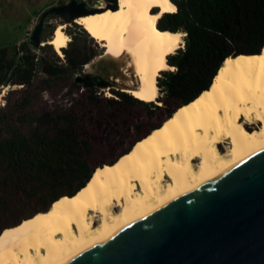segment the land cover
<instances>
[{
  "label": "bare ground",
  "instance_id": "obj_1",
  "mask_svg": "<svg viewBox=\"0 0 264 264\" xmlns=\"http://www.w3.org/2000/svg\"><path fill=\"white\" fill-rule=\"evenodd\" d=\"M102 9L93 8L76 22L105 46L98 57L113 62L108 79L134 97L157 101V78L174 68L167 57L183 41L181 31L161 29L158 23L177 5L118 0ZM64 28L60 24L48 41L58 52L70 41ZM87 66L92 71V64ZM263 149L264 48L226 59L210 89L117 163L99 167L84 189L5 229L0 264H65ZM95 217H100L98 225Z\"/></svg>",
  "mask_w": 264,
  "mask_h": 264
},
{
  "label": "trees",
  "instance_id": "obj_2",
  "mask_svg": "<svg viewBox=\"0 0 264 264\" xmlns=\"http://www.w3.org/2000/svg\"><path fill=\"white\" fill-rule=\"evenodd\" d=\"M172 1L177 11L165 13L158 24L161 29L183 31L186 44L169 55L170 64L178 69L162 71L158 79L164 106L154 105L151 111L166 112L164 119L104 164L91 165L93 146H111L118 128L139 130L142 123L133 121L132 110L152 103L120 90L113 91L116 98L101 97L100 81L94 76L78 81V74L100 54L88 48V41H94L90 33L79 24L74 31L66 30L73 39L62 49L64 61L48 42L52 35H43L45 44L37 45L29 37L0 48V90L20 86L9 91L8 103L0 108V235L84 189L99 167L117 163L210 89L226 59L259 54L264 48V0ZM70 80L77 88L69 94L78 95L70 106L35 110L43 92L64 90ZM13 94L17 98L11 101ZM103 125L109 128L100 143Z\"/></svg>",
  "mask_w": 264,
  "mask_h": 264
},
{
  "label": "water",
  "instance_id": "obj_3",
  "mask_svg": "<svg viewBox=\"0 0 264 264\" xmlns=\"http://www.w3.org/2000/svg\"><path fill=\"white\" fill-rule=\"evenodd\" d=\"M91 13L85 1L52 5L30 38L43 42L50 15L72 22ZM112 63L102 57L91 62L89 73L102 78L100 86H117L108 79ZM65 264H264V149Z\"/></svg>",
  "mask_w": 264,
  "mask_h": 264
},
{
  "label": "rangeland",
  "instance_id": "obj_4",
  "mask_svg": "<svg viewBox=\"0 0 264 264\" xmlns=\"http://www.w3.org/2000/svg\"><path fill=\"white\" fill-rule=\"evenodd\" d=\"M59 1L61 0H0V48L5 46L8 47L13 46L29 38L32 35L36 25L39 23L42 13L50 6L58 4ZM78 1H85L89 5V8L91 9L95 8L100 11L103 10L102 9L103 6H109L110 4L114 3L109 0H78ZM60 24H63L65 26L64 31L66 32V30H70V29L74 31L75 24H79V23L76 22V20L72 22H65L63 19H61L58 16L50 15L45 20L43 35L50 38L51 35H54L56 28ZM181 32L183 35V41L179 44L178 49L180 47L181 48L185 47L186 44L184 39L186 34L183 31ZM66 33L70 36V41L66 46L68 47L73 37L68 32ZM42 44L45 43L42 42ZM87 45L88 48L90 49H94V50L97 49L100 54L104 53V51L106 50L103 43L99 42L96 38H94V41H88ZM178 49L175 51V53L178 51ZM57 53L64 61L65 54L63 53V50L60 52L57 51ZM98 56H96V58H98ZM89 71L90 68L86 65L84 67V71L78 75L82 77L92 75L91 73H89ZM166 71H176V67H174L173 69H167ZM162 73L159 74L157 78V83H158V79L162 76ZM68 86L69 87L64 90L60 88H53V91L51 93L47 91L43 92L40 96V100L37 102L35 110L37 112H40L43 110H54L59 107L66 108L70 106L72 97L77 98L78 95L73 94L71 96L69 94L71 88H77V86L73 84V81L70 80ZM13 89H20V86H14V87L10 86L0 90V96H1L0 108L3 107L6 103H8L9 100L6 99V95L9 93V91ZM98 89H99L98 93L100 94V96L108 99L116 98V95L113 92L114 90L127 92L118 85L116 87L99 86ZM82 92L83 89L80 90V93ZM16 98H17V94H13L10 97L11 101H14V99ZM160 98H161V91H159V96L157 101L147 102V103H152L151 105L133 108L131 113L132 115L131 117L133 118V121L135 123H139V122L142 123V127L139 130L137 129L129 130L126 129L125 127L118 128L117 135H115V137L112 138L113 142L111 146H107V145L105 146V144L99 146L96 145L93 146L94 150L91 159V165L94 166L98 164H104L107 163L108 161L114 160L122 151L129 149L138 138L142 137L145 133H147L150 129L151 124L161 123V121L164 119L166 112L151 111V109L154 108V105H158L161 107L164 106L162 105ZM112 126L115 127L116 125L112 123ZM105 128L108 129L109 127L107 125H103V129L99 130V136L101 139L100 143H103V139L107 137L106 133L104 132ZM223 144L226 147L228 146L226 142H223ZM226 147L224 148L222 147L221 149V151L224 154L227 153ZM95 219H96L95 225H98L100 223V217H95Z\"/></svg>",
  "mask_w": 264,
  "mask_h": 264
},
{
  "label": "flooded vegetation",
  "instance_id": "obj_5",
  "mask_svg": "<svg viewBox=\"0 0 264 264\" xmlns=\"http://www.w3.org/2000/svg\"><path fill=\"white\" fill-rule=\"evenodd\" d=\"M87 6L89 7V5L87 4ZM174 67H176V66H174ZM178 68L176 67V70H177ZM91 76H94L95 77V80H98V81H100L101 82V80H102V78H100V77H98L97 75H91ZM161 102H163V100H160Z\"/></svg>",
  "mask_w": 264,
  "mask_h": 264
},
{
  "label": "built area",
  "instance_id": "obj_6",
  "mask_svg": "<svg viewBox=\"0 0 264 264\" xmlns=\"http://www.w3.org/2000/svg\"><path fill=\"white\" fill-rule=\"evenodd\" d=\"M61 1L63 2L62 4H64V3H69L71 0H61Z\"/></svg>",
  "mask_w": 264,
  "mask_h": 264
}]
</instances>
